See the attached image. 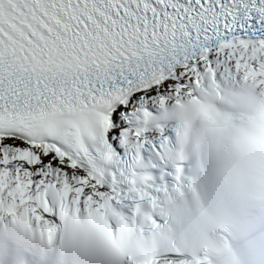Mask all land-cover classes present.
<instances>
[{
  "label": "snow or ice",
  "instance_id": "snow-or-ice-1",
  "mask_svg": "<svg viewBox=\"0 0 264 264\" xmlns=\"http://www.w3.org/2000/svg\"><path fill=\"white\" fill-rule=\"evenodd\" d=\"M0 264H264V0H0Z\"/></svg>",
  "mask_w": 264,
  "mask_h": 264
}]
</instances>
